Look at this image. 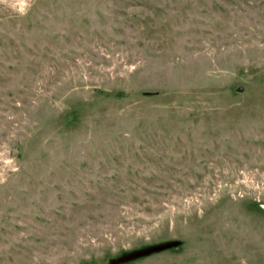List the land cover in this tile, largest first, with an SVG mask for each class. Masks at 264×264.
Instances as JSON below:
<instances>
[{"label": "rangeland", "instance_id": "obj_1", "mask_svg": "<svg viewBox=\"0 0 264 264\" xmlns=\"http://www.w3.org/2000/svg\"><path fill=\"white\" fill-rule=\"evenodd\" d=\"M112 261L264 264V0H0V264Z\"/></svg>", "mask_w": 264, "mask_h": 264}, {"label": "trees", "instance_id": "obj_2", "mask_svg": "<svg viewBox=\"0 0 264 264\" xmlns=\"http://www.w3.org/2000/svg\"><path fill=\"white\" fill-rule=\"evenodd\" d=\"M117 263H119V262H117ZM117 263H116V261H112V262H110V264H117Z\"/></svg>", "mask_w": 264, "mask_h": 264}, {"label": "water", "instance_id": "obj_3", "mask_svg": "<svg viewBox=\"0 0 264 264\" xmlns=\"http://www.w3.org/2000/svg\"><path fill=\"white\" fill-rule=\"evenodd\" d=\"M140 253H135V256L139 255Z\"/></svg>", "mask_w": 264, "mask_h": 264}]
</instances>
